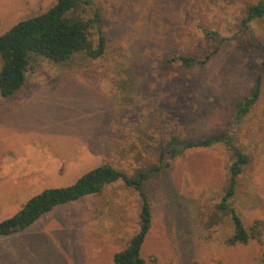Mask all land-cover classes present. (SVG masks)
I'll list each match as a JSON object with an SVG mask.
<instances>
[{"label": "rangeland", "instance_id": "obj_1", "mask_svg": "<svg viewBox=\"0 0 264 264\" xmlns=\"http://www.w3.org/2000/svg\"><path fill=\"white\" fill-rule=\"evenodd\" d=\"M258 1L92 0L70 14L89 24L93 45L104 38V53H79L66 65L31 62L0 136V188L9 183L11 194L0 190V221L98 166L128 176L156 166L143 185L151 227L140 254L148 264H264V226L260 241L228 246L230 215L216 207L233 146L249 161L232 208L245 227L264 225V17L242 24ZM55 3L0 0V35ZM180 56L209 59L192 68L169 62ZM258 74L257 101L240 117ZM212 136L231 144L182 149ZM171 137L179 152L161 156ZM139 207L132 188L107 185L0 237V264H113L139 230Z\"/></svg>", "mask_w": 264, "mask_h": 264}, {"label": "trees", "instance_id": "obj_2", "mask_svg": "<svg viewBox=\"0 0 264 264\" xmlns=\"http://www.w3.org/2000/svg\"><path fill=\"white\" fill-rule=\"evenodd\" d=\"M92 0H56L45 13L22 20L0 35V96L8 98L14 95L24 84L26 73L30 70L35 58H44L58 65L68 64L74 55L84 53L90 59L101 57L105 49L104 38L99 35L98 42L93 45L89 38V24L70 14L81 5H88ZM264 17V0L250 5L242 24L246 27L255 19ZM209 59L197 61L192 57L180 56L169 60L179 62L185 68L202 65ZM258 74L251 88L250 96L237 106L239 116H245L256 103L260 93ZM177 138L171 137L169 147L161 150V156L166 151L176 154L179 150L170 147L177 145ZM218 142L230 146L231 142L220 136H212L199 141L187 142L182 149L208 148ZM233 162L229 167V175L224 194L216 207L228 212L232 224V235L226 240L228 246L246 245L252 240L260 241L263 223L255 221L245 227L239 214L232 208L231 202L235 197L238 178L248 164V157L238 148L231 146ZM154 166L149 170L137 171L134 176L105 164L98 166L79 177L72 185L59 188L44 189L31 197L24 206L12 217L0 221V237H8L24 231L38 219L52 211L55 207L78 201L92 196L117 181L132 188L140 198L139 230L133 235L127 246L113 255V264H148L141 257V249L145 237L151 227V212L143 185L150 174L157 172Z\"/></svg>", "mask_w": 264, "mask_h": 264}, {"label": "crops", "instance_id": "obj_3", "mask_svg": "<svg viewBox=\"0 0 264 264\" xmlns=\"http://www.w3.org/2000/svg\"><path fill=\"white\" fill-rule=\"evenodd\" d=\"M26 79V78H25ZM37 82L35 81V84ZM25 85V81H24V84L22 85V87L12 96L8 97V98H2L1 96V100H0V136H3V133L6 132L5 130V124H6V121H8L7 119H9L8 117H5L6 116V113H7V110L10 106L13 105V102L15 101V97H17L18 95H20L22 92H21V89L24 87ZM27 102H30V99H28ZM3 131V132H1ZM6 146H4V143L2 142V140L0 139V154L3 153V151H5ZM78 154L80 153L81 155L84 154V151L83 152H77ZM78 154H75V159H79L80 156ZM31 183L29 184H26V185H30ZM21 186H24V185H21ZM10 187V184L7 183V184H2L0 190L3 192H5L8 196V199L9 197L11 196L10 192H7V189ZM4 188V190H3ZM20 191H17V194L19 193ZM4 201V200H3Z\"/></svg>", "mask_w": 264, "mask_h": 264}, {"label": "water", "instance_id": "obj_4", "mask_svg": "<svg viewBox=\"0 0 264 264\" xmlns=\"http://www.w3.org/2000/svg\"><path fill=\"white\" fill-rule=\"evenodd\" d=\"M235 125V124H234ZM221 138H223L222 136H221ZM227 139H230V136H228V138ZM182 146H183V144H181Z\"/></svg>", "mask_w": 264, "mask_h": 264}]
</instances>
